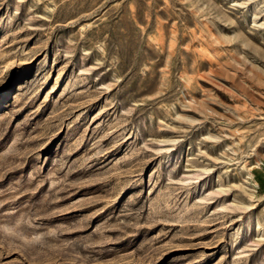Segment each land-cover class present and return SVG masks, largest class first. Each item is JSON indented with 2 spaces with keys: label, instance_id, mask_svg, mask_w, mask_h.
<instances>
[{
  "label": "rangeland",
  "instance_id": "rangeland-1",
  "mask_svg": "<svg viewBox=\"0 0 264 264\" xmlns=\"http://www.w3.org/2000/svg\"><path fill=\"white\" fill-rule=\"evenodd\" d=\"M0 264H264V0H0Z\"/></svg>",
  "mask_w": 264,
  "mask_h": 264
}]
</instances>
